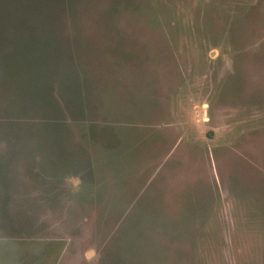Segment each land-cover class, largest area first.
<instances>
[{
	"label": "rangeland",
	"instance_id": "1",
	"mask_svg": "<svg viewBox=\"0 0 264 264\" xmlns=\"http://www.w3.org/2000/svg\"><path fill=\"white\" fill-rule=\"evenodd\" d=\"M0 9V264H264V0Z\"/></svg>",
	"mask_w": 264,
	"mask_h": 264
},
{
	"label": "trees",
	"instance_id": "2",
	"mask_svg": "<svg viewBox=\"0 0 264 264\" xmlns=\"http://www.w3.org/2000/svg\"><path fill=\"white\" fill-rule=\"evenodd\" d=\"M70 9L71 11H74L76 9L75 5H71L70 3ZM38 10L39 8L37 7L33 8V10L31 7V19H32V23L34 24V25L32 24V33H30L32 36V39L34 38V36H39L40 34H45L48 32L47 25H45L44 23L36 24L34 22L32 11L33 13H37ZM27 15L28 14L21 17V16H18V13H15L12 17V21L14 22V24L19 25L20 22H22L26 27L25 29L15 28V27L14 28L5 27L2 25L1 20H0V43H1L0 47L2 48L1 57L3 58L4 61L8 62L9 67L11 65L20 66L21 64V66H23L24 69L26 68V71H28L30 67H32V56H28V54L22 53V44L26 43L24 39L25 34H26L25 32L28 31L27 30V26H28V16ZM36 30H38V32L40 33H37ZM24 46H29V45L24 44ZM32 46L34 45L32 44Z\"/></svg>",
	"mask_w": 264,
	"mask_h": 264
}]
</instances>
